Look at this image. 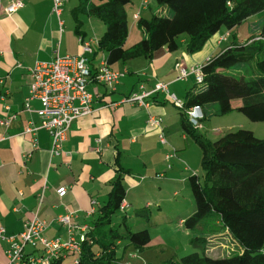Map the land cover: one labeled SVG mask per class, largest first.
<instances>
[{
	"label": "crops",
	"instance_id": "obj_1",
	"mask_svg": "<svg viewBox=\"0 0 264 264\" xmlns=\"http://www.w3.org/2000/svg\"><path fill=\"white\" fill-rule=\"evenodd\" d=\"M10 1L0 0V120L10 113L16 115L7 126L0 124V227H3L4 234L10 236L20 232L25 222L36 215L45 221L43 235L63 242L68 240L69 233L56 217L70 213L75 237L80 238L78 228L86 225L89 230L92 212L107 200L111 181L116 175L114 160L117 150L120 151L121 165L128 170L123 178L125 215L130 217L131 212L135 214L144 208V201L145 206L150 207L152 201L167 203L175 200L182 189H187L189 174L197 173L200 166L194 164L198 146L182 132L178 108L171 102L172 105L166 103L169 98L164 93L153 91L155 84L167 83L169 93L182 101L185 92L195 84V79L189 75L186 79L177 80L175 64L181 62L186 67L203 65L234 42L244 43L251 35L258 34L263 12L249 16L232 29L221 28L202 50L194 54L186 52L182 40L177 50L169 51L162 47L151 59L136 57L110 65L124 75L114 90L105 84L88 83L87 88L93 94L94 111L71 122L62 143L63 151L70 153L68 157L50 155L51 138L46 130L37 129L30 134L23 132L28 125L39 123L35 112L40 108L37 99L29 102L31 111L24 110L31 82L30 68L36 61L52 59L58 51L60 55L84 56L93 72L106 57L97 46L104 30H100L93 17L82 15L80 30L83 33L78 34L72 9L80 0H61L59 16L52 9V0H22V7L7 14L4 7ZM66 6L73 27L66 26V19L62 17ZM129 10L126 46L143 36L137 31L133 34V42L128 41L134 24L137 26L138 17L149 18L160 10L166 12L162 7L153 9L150 0L132 3ZM241 26L242 30L239 29ZM81 39L90 42V52L82 51ZM151 96H156V99ZM132 97H141V102L130 99ZM5 106L9 107L8 111ZM150 118H159L160 124H150ZM160 132L164 134L165 143L159 139ZM168 153L172 155L166 158ZM150 183H156L159 191L167 190L157 193L156 198L148 195L144 200V192ZM61 186L66 187L62 196L57 192ZM186 217L179 218L181 226ZM138 227L143 228L144 223L140 222ZM7 244L6 240L0 239V264L7 262ZM128 247L135 253L136 249L128 242L118 241V250H123L121 256H117L119 259H124ZM27 250L30 251L29 247ZM134 253L129 264H143V260L134 263ZM35 254L39 256L38 251ZM66 254L63 260L72 256L71 263L75 264L78 250L69 249Z\"/></svg>",
	"mask_w": 264,
	"mask_h": 264
},
{
	"label": "trees",
	"instance_id": "obj_2",
	"mask_svg": "<svg viewBox=\"0 0 264 264\" xmlns=\"http://www.w3.org/2000/svg\"><path fill=\"white\" fill-rule=\"evenodd\" d=\"M154 1L166 12L160 10L149 18L138 17L137 26L143 36L129 46L125 42L131 0H80L72 9L75 29L78 34L83 33L82 15L104 24L97 46L105 52L110 66L136 57L151 59L162 47L177 50L182 40L186 52L194 54L221 28L232 29L249 16L263 12L258 34L251 35L244 43L234 42L210 57L202 65V82L185 92L178 107L179 126L198 146L203 171L201 176L197 173L188 176L194 210L182 222L185 229L197 232L191 239L196 249L181 255L178 263L264 264V137L238 128L211 141L191 125L187 116V110L198 105L204 119L215 104L213 114L238 110L252 121L264 122V0ZM150 98L155 100L156 96ZM235 100H240V104L234 105ZM119 155L117 150L116 175L107 200L94 209L90 229L78 241L80 250L75 264H123L116 256L118 241L127 239L136 250L143 249L150 241L147 228L132 230L128 216L118 215L121 203L125 202L123 178L128 173ZM149 214H144V208L135 213L146 220ZM217 242L222 250L221 243L228 244L231 250L214 254L210 244ZM63 257V253L50 257L48 264H62Z\"/></svg>",
	"mask_w": 264,
	"mask_h": 264
},
{
	"label": "built area",
	"instance_id": "obj_3",
	"mask_svg": "<svg viewBox=\"0 0 264 264\" xmlns=\"http://www.w3.org/2000/svg\"><path fill=\"white\" fill-rule=\"evenodd\" d=\"M61 0H52V9L59 16L61 14ZM23 6L22 0H11L5 7L4 12L10 14ZM136 17V15H135ZM60 20V24H62ZM225 36L221 37L224 38ZM82 51H91L90 42L81 39ZM178 70L177 80L186 79L189 75H193L195 83H201L203 79L202 65H193L191 67L184 66L181 62L175 64ZM124 72L113 70L104 59L92 72L86 63V58L82 55H60L56 51L54 57L48 61H36L30 68L31 82L28 85V95L25 97L24 110L31 111L29 102L37 99L40 102V108L35 110L39 117L37 125H28L23 131L30 134L37 129H44L51 138L50 155H67L69 152L63 151L62 143L66 138L67 130L71 122L80 116L92 114L93 94L88 90L87 85L93 81L105 84L114 90ZM1 79V78H0ZM155 92L164 93L172 103L178 108L182 101L178 100L174 95L169 93L168 85L164 82H158L153 89ZM3 98V97H1ZM139 100L141 97L130 98ZM9 110L8 106H5ZM187 116L196 128H201V120L203 118L202 108L198 105L187 110ZM16 117L15 113H10L0 120V124L7 126L12 119ZM150 124L159 125V118H150ZM159 139L165 143L163 132L159 133ZM172 154L168 153L166 158ZM60 196L66 192V187L61 186L57 189ZM40 200L42 195H40ZM125 202L120 205L123 210ZM71 214H60L56 217L57 222L66 226L69 238L66 241L59 239H50L43 235L45 230V221L34 215L25 222L23 229L13 235L4 234L3 227H0V239L7 241L5 254L7 257L6 264H48L49 258L63 253L69 249L80 250L78 244L82 239L88 226L83 225L78 228L80 238L75 237V230L71 224ZM30 247V251L27 250ZM38 250L39 256L35 254ZM34 251V253H32Z\"/></svg>",
	"mask_w": 264,
	"mask_h": 264
},
{
	"label": "rangeland",
	"instance_id": "obj_4",
	"mask_svg": "<svg viewBox=\"0 0 264 264\" xmlns=\"http://www.w3.org/2000/svg\"><path fill=\"white\" fill-rule=\"evenodd\" d=\"M131 1H132L131 4L132 3L138 4L139 2V0H131ZM150 1L153 9L159 8V6L155 3L154 0H150ZM130 8L131 5L127 11H130L129 10ZM62 17L66 19V26L72 25L73 27V20L70 14L68 13V6L65 7V12L62 15ZM81 18L84 19L83 16ZM93 21L99 24L100 30L102 31L105 30V26L100 20L93 18ZM86 23L87 20H85L84 24ZM85 27L87 26L85 25ZM242 28L243 27L241 26L239 29L242 30ZM97 31L98 30H96V32ZM137 31L139 33H142L141 30H139V28H137V26L134 24V31L133 29H131L130 37L128 40L129 42H133L135 38V35L133 34L134 32L137 33ZM131 71L133 72L134 69L132 68ZM165 98L166 97H164V99ZM167 102L172 103V100L168 99L166 100V103ZM171 103L169 105H172ZM238 103L240 104V100L234 101V105L235 104L237 105ZM216 107L217 105L215 104L212 105L210 108L209 115L200 121L203 127L200 128L199 131L209 140L213 141L219 138L225 132L230 130H235L238 128L251 130L259 138L264 137L263 121H252L238 110H233L224 115H216L213 114ZM188 138L191 143H194L191 137ZM178 144H181V141H178ZM198 149L199 148H197V152L195 153L194 164L195 165L198 164L199 166L201 152H199L200 150ZM184 162L182 166L185 165ZM202 172L203 171L201 169V166H199L197 170V174L201 176ZM157 186L158 185L156 183L155 185H153V183L147 185L146 191L144 192V200L148 199V195L149 197H155L157 193H160L161 191L165 192L167 190V189H161V191H159ZM190 193H191L190 186L189 184H187V189L185 190L182 189L179 192L178 196H176L175 198L173 197L175 200L168 201L167 203H158L152 201L150 207L145 206V201H144V206H143L144 214L150 213L149 220H146L145 216L143 219L142 216H136L134 212L130 213L131 216L128 217V223L131 229L138 230V228L140 229V227H138V224L140 222L144 223V228H147L149 231L150 241L147 244L148 246H145L141 250H136L135 253L133 252L134 251L133 249L128 247L124 253V259L123 260L120 259L123 264H129L130 256L132 253L136 254V258H134L135 260L134 263L135 262L141 263L143 260L144 262L143 264H180L178 263V259L181 255L196 249L193 243H191V239L193 235L197 234V232L195 233L190 232L187 229H185L183 226H181L179 223V218L190 215L189 212L191 211V208L194 204L192 194ZM157 204L160 205L159 208L157 207ZM122 214H124V211L119 210L118 215H122ZM116 220L117 218L115 217L114 221L116 222ZM122 240L124 241V243H127V239H122ZM210 245L213 248L212 250L213 253L217 255H221L222 253L229 252V250H231L230 246L226 243H221L223 250L219 246L218 242L216 244H210ZM122 252H123L122 248H120L119 250L117 248L116 256H121ZM67 258L68 259L63 260V264H72L71 263L72 256H69Z\"/></svg>",
	"mask_w": 264,
	"mask_h": 264
}]
</instances>
